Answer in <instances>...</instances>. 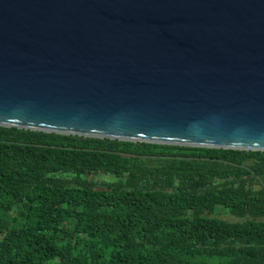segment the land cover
<instances>
[{
    "label": "water",
    "instance_id": "95a60500",
    "mask_svg": "<svg viewBox=\"0 0 264 264\" xmlns=\"http://www.w3.org/2000/svg\"><path fill=\"white\" fill-rule=\"evenodd\" d=\"M0 127L264 152V0H0Z\"/></svg>",
    "mask_w": 264,
    "mask_h": 264
},
{
    "label": "trees",
    "instance_id": "16d2710c",
    "mask_svg": "<svg viewBox=\"0 0 264 264\" xmlns=\"http://www.w3.org/2000/svg\"><path fill=\"white\" fill-rule=\"evenodd\" d=\"M263 217L264 152L0 127V264H264Z\"/></svg>",
    "mask_w": 264,
    "mask_h": 264
},
{
    "label": "flooded vegetation",
    "instance_id": "af4514ba",
    "mask_svg": "<svg viewBox=\"0 0 264 264\" xmlns=\"http://www.w3.org/2000/svg\"><path fill=\"white\" fill-rule=\"evenodd\" d=\"M145 162H147V161H145ZM128 174H129V171L126 172L125 174H122L121 176H118L117 178H115V179H118L121 181V189L125 190L126 192H139L142 194H148V193H153L155 191H162V192H170L171 191L170 188H162L156 182H150L148 184L141 182V176H147L148 173L144 174V175L138 174L135 176L134 180H132V183L134 185L137 184L138 186L127 187L126 184L128 183L127 182V180H128L127 177L129 176ZM109 177L110 178H106L105 180H113V177H111V176H109ZM105 180H103V181H105Z\"/></svg>",
    "mask_w": 264,
    "mask_h": 264
},
{
    "label": "rangeland",
    "instance_id": "374dc122",
    "mask_svg": "<svg viewBox=\"0 0 264 264\" xmlns=\"http://www.w3.org/2000/svg\"><path fill=\"white\" fill-rule=\"evenodd\" d=\"M90 177H88V178H90ZM95 178L98 180V182H100V181L105 180L106 178H110V177L109 176L99 175V176H97ZM208 215L213 216V217H217L219 219L226 220V221H229V222L241 221V219L236 218V217L230 215L229 213H227L226 211H221V210H216V212L210 213ZM261 221H264V217L261 218Z\"/></svg>",
    "mask_w": 264,
    "mask_h": 264
}]
</instances>
